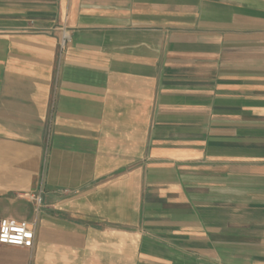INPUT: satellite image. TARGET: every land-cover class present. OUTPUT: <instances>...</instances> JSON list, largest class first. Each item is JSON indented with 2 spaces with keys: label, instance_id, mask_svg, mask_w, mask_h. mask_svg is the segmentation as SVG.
<instances>
[{
  "label": "crops",
  "instance_id": "crops-1",
  "mask_svg": "<svg viewBox=\"0 0 264 264\" xmlns=\"http://www.w3.org/2000/svg\"><path fill=\"white\" fill-rule=\"evenodd\" d=\"M5 217L0 264H264V0H0Z\"/></svg>",
  "mask_w": 264,
  "mask_h": 264
},
{
  "label": "built area",
  "instance_id": "built-area-1",
  "mask_svg": "<svg viewBox=\"0 0 264 264\" xmlns=\"http://www.w3.org/2000/svg\"><path fill=\"white\" fill-rule=\"evenodd\" d=\"M64 33L61 46L65 44ZM29 199L37 205L41 203V196L35 193ZM37 223L35 221L18 220L11 217L0 219V244L31 248L34 245Z\"/></svg>",
  "mask_w": 264,
  "mask_h": 264
}]
</instances>
